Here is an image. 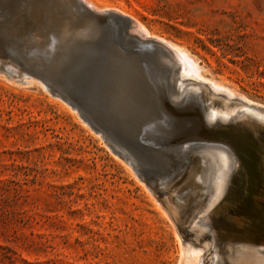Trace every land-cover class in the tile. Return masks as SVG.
<instances>
[{"label": "rangeland", "instance_id": "rangeland-1", "mask_svg": "<svg viewBox=\"0 0 264 264\" xmlns=\"http://www.w3.org/2000/svg\"><path fill=\"white\" fill-rule=\"evenodd\" d=\"M37 1H43L45 9L28 16L21 6L4 16L6 0H0V18L10 21L0 26V36L19 50L25 63L45 68L46 60L30 55L45 50L41 15L64 18L71 2ZM90 1L131 15L151 34L193 54L205 76L264 106V0ZM4 60L0 68L11 75L0 71V264H177L175 235H182V241L183 236L202 240L191 228L180 226L182 222L170 223L157 207L159 199L171 194L169 172L153 177V185L141 175V183L131 156V163L118 159L109 141L76 107ZM245 109L229 118L228 128L238 115L254 130L264 127V121ZM174 170L179 171L169 168ZM223 194L192 222L197 225ZM226 229L212 222L192 230L211 236L213 244L231 235Z\"/></svg>", "mask_w": 264, "mask_h": 264}, {"label": "water", "instance_id": "water-1", "mask_svg": "<svg viewBox=\"0 0 264 264\" xmlns=\"http://www.w3.org/2000/svg\"><path fill=\"white\" fill-rule=\"evenodd\" d=\"M69 1L73 17L78 18L69 20L77 28L84 27L81 32L69 29L52 34L45 68L25 63L3 36L0 46L6 56L0 55V61L9 59L52 96L58 94L76 107L92 129L134 159V167L152 185L153 177L184 166L185 157L191 159L214 145L227 147L234 160L228 185L197 222L208 217L204 227L223 223L225 232L254 241L264 252L260 245L264 242V127L253 130L242 115L227 130L231 119L208 122L201 91L185 93L187 84L173 89L169 77L174 63L161 57L166 52L163 45L130 37L133 21L127 16L97 12L83 0ZM220 245L214 249L219 251Z\"/></svg>", "mask_w": 264, "mask_h": 264}, {"label": "bare ground", "instance_id": "bare-ground-1", "mask_svg": "<svg viewBox=\"0 0 264 264\" xmlns=\"http://www.w3.org/2000/svg\"><path fill=\"white\" fill-rule=\"evenodd\" d=\"M83 1L93 10L103 9L104 11H114L116 13L129 17L133 21V25L130 26L131 29L129 30L128 34L130 37L134 36L139 41H145L148 39L154 40L157 43L163 45L166 49V52L163 53L161 57L166 60L170 59L174 63L173 72L169 77L170 81H172L173 89L177 91L187 84V86L184 88L185 93L190 92V90L193 91V89H195L196 91H201L204 97L203 100L205 102L204 117L208 122H213L215 118L219 119L220 121H226L242 108H246L245 110L249 111V113L255 115V117L257 118L259 117L262 121H264L263 105L251 102L242 95L234 92L230 88L213 80L211 77L205 76L204 73L201 72L202 68L199 67L197 58L185 48L168 39L151 34L147 31L142 23L118 8L112 9L111 7V10H105L108 7L104 9L97 7L90 0ZM62 3L64 4V2ZM4 5L6 6V8H4V10L2 11V15L4 16H9L8 14L10 11H16L21 6H23L28 16H31L36 10L45 9V3L43 1L39 2L37 0H6ZM67 8H65V10L67 11V15L64 18L54 19L45 16V14L41 15L42 23L40 24L46 27L44 38L41 40L43 42L45 50L32 51L30 52L31 56L41 57L43 60H46L48 62V53L51 46L50 42L48 41L52 34L64 32L69 29L81 32L84 26H80L79 28H77V24H73V22L69 20H77L78 18L73 17L72 10L69 9L71 7H69L68 9ZM9 22L10 21L7 18H0V26H7ZM3 62L6 61L4 60ZM22 80L25 81L24 79ZM26 83L28 82L26 81ZM54 96L60 98L63 101L60 95L57 94ZM225 128L227 129L228 126L226 125ZM108 146L111 151L115 155H117L118 159L128 160L130 162L131 159L125 151L117 148V146L115 147L111 145V143ZM184 159V166H177L179 171H168V176H170V179L167 180L166 183H168L169 185L171 184V194L167 196V198L165 197L159 199L160 201L158 203V206L156 205L158 208H160V210L164 214V217L167 218L170 223H172L173 220H175L174 223H176V221L182 222L180 223V226L184 225L189 229L191 228L190 231H193L196 237L202 238V240L198 241L199 243H197L196 241L190 240L191 238H185V236H183L182 241L180 238V236L182 235H175L180 247V254L177 264H264V252L256 247L254 241H249L246 237H241L237 234H231L228 236V238L219 240L216 239L215 243L212 244L211 236H206L198 230H192L195 226H199L201 228L202 226H204V224L200 221L197 225L192 222V219L196 216V214L198 215L199 213L200 215L203 210L212 203L214 198L220 192H225V189L227 187L225 183L229 182L234 164L231 151L223 145H214L209 148H203L199 150L192 156L191 159L186 157ZM136 172L138 173L139 181L142 183L144 181V178L141 177V174L137 169ZM175 174H177V176H175ZM177 177H181V179L177 181ZM187 218L189 219V222ZM203 220H206L207 223H209L210 221V219ZM211 235L214 236V238H218V233L213 232L211 233ZM191 237L194 236L191 235ZM226 240L230 243L224 245L221 244L219 251H216L214 249V247H216L220 241L225 242ZM260 245H264V242H260Z\"/></svg>", "mask_w": 264, "mask_h": 264}]
</instances>
